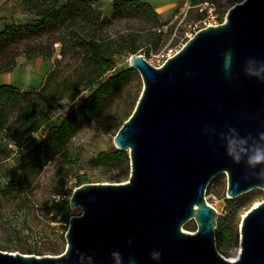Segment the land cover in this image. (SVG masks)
Wrapping results in <instances>:
<instances>
[{"label":"water","instance_id":"1","mask_svg":"<svg viewBox=\"0 0 264 264\" xmlns=\"http://www.w3.org/2000/svg\"><path fill=\"white\" fill-rule=\"evenodd\" d=\"M128 67L143 85L113 138L128 152V180L73 190L68 205L81 214L70 217L61 254L0 250V264H264V201L242 217L229 261L204 199L222 173L228 198L264 190V161L250 163L264 155V0L235 4L161 67L140 55ZM189 220L195 232L183 231Z\"/></svg>","mask_w":264,"mask_h":264},{"label":"trees","instance_id":"2","mask_svg":"<svg viewBox=\"0 0 264 264\" xmlns=\"http://www.w3.org/2000/svg\"><path fill=\"white\" fill-rule=\"evenodd\" d=\"M94 1L18 0L28 17L20 23H4L0 29V75L11 72L22 55L29 61L51 60L56 54L55 44L59 45L60 56L54 59L38 89L0 84V155L8 158L15 153L23 157L20 177L0 188V233L9 205L14 204L15 211L28 208L20 199L36 187L43 168L56 157L65 160L71 152L78 153L71 141L82 129L114 110L116 135L138 100L141 88H133L139 73L128 66L114 69L116 57L138 49L134 44L136 35H114L108 28L136 18L148 26L143 39L151 44L154 37L161 36L159 14L144 1L113 0L111 17H102ZM198 2L192 0L191 4ZM202 16L203 13L199 18ZM82 92H88L87 96L59 117L56 109L63 103L72 105ZM42 129H46L44 136L39 135ZM92 162L123 172L124 176L130 172L128 152L115 147L99 151ZM86 180L78 177L77 186ZM51 210L50 220L60 224L63 233L53 231L56 240L45 252L58 255L66 246V229L62 225L69 223L71 209L62 197L54 201ZM214 236L215 244L222 248L237 241L238 232L221 221Z\"/></svg>","mask_w":264,"mask_h":264},{"label":"rangeland","instance_id":"3","mask_svg":"<svg viewBox=\"0 0 264 264\" xmlns=\"http://www.w3.org/2000/svg\"><path fill=\"white\" fill-rule=\"evenodd\" d=\"M152 5L159 14L162 22L161 36L154 37L151 44H146L143 39L148 26L136 18L114 23L109 26L111 34L136 35L134 44L138 46L135 51L125 52L115 58V68L119 69L128 66L130 56L140 55L151 65H159L162 62L161 56L166 57L169 50L172 53L179 51L187 42L185 34L189 27L199 19L203 13L200 4L204 2L213 3L218 17L224 21L229 8L243 0H200L198 4L192 5V0H140ZM113 0H95L94 7L100 11L102 17H111ZM28 16L23 14L18 4V0H0V29L4 23L23 22ZM56 54L49 61L41 58L27 60L22 55L17 60V66L21 70H13L10 74L0 75L1 82H12L14 80L23 90L38 89L45 77L48 69L53 65L55 58H60L58 54L59 45L55 44ZM13 72V73H12ZM13 74V75H12ZM107 76H110L108 74ZM142 80L139 75L136 88L142 89ZM141 92V91H140ZM88 92L80 93L79 97L69 105L66 111L62 105L56 109L59 117L65 115L71 107L78 105ZM117 115L114 110L105 114L100 120L90 123L71 141V147L78 149V153L71 152L64 160L61 157L54 158L41 171L37 185L28 192L20 202L27 204V209L15 211L14 204L9 205V210L5 214V226L0 233V250L11 253H21L28 255L49 256L45 251L54 244L56 237L53 233H63L60 224L52 222L50 218L53 213L51 206L54 201L65 198L69 201L71 194L77 188L78 177H86V183L116 184L124 183L129 178L123 172L104 169L96 166L92 159L99 151H107L114 148L113 138L118 126H115ZM46 129L39 132L44 136ZM23 157L13 153L10 157L4 158L0 155V188L8 181L18 179L21 175V163ZM116 179V180H114ZM82 184V185H83ZM227 177L225 173L218 174L208 183L204 199L215 209V227L221 221L227 222L231 227H235L238 232L237 241L227 244L225 247H218L217 252L225 259L233 258L240 252L239 227L244 214L253 206L264 201V190L253 189L234 198H228ZM231 199V200H230ZM17 203V202H15ZM19 205V203H18ZM80 208L71 209V217L79 216ZM67 230L68 224H63ZM58 228V229H57ZM196 223L194 220L186 222L182 229L185 232H195ZM52 256V255H50Z\"/></svg>","mask_w":264,"mask_h":264},{"label":"built area","instance_id":"4","mask_svg":"<svg viewBox=\"0 0 264 264\" xmlns=\"http://www.w3.org/2000/svg\"><path fill=\"white\" fill-rule=\"evenodd\" d=\"M200 9L203 12V16L201 18H199L194 24L193 26L189 27L187 33L185 34V39L186 41H188L189 39H191L193 37V35L204 28H207L209 26H217L221 23H223V21L220 20V18L217 15V12L215 10V6L213 3H208V2H204L200 4ZM175 53H172L171 50L168 51V53L166 54V57L161 56L162 62L159 65H156L155 67H161V65L170 57H172ZM154 66V65H153ZM69 105L66 103L65 105H62L64 110H68L69 109Z\"/></svg>","mask_w":264,"mask_h":264},{"label":"clouds","instance_id":"5","mask_svg":"<svg viewBox=\"0 0 264 264\" xmlns=\"http://www.w3.org/2000/svg\"><path fill=\"white\" fill-rule=\"evenodd\" d=\"M231 154V153H229ZM264 161V155H261L259 152L256 153V155L252 158V160L250 161V163H260ZM158 257V253L155 254Z\"/></svg>","mask_w":264,"mask_h":264},{"label":"crops","instance_id":"6","mask_svg":"<svg viewBox=\"0 0 264 264\" xmlns=\"http://www.w3.org/2000/svg\"><path fill=\"white\" fill-rule=\"evenodd\" d=\"M16 69H18V70H21L22 72H24V70H22L20 67H18V66H16L14 69H13V72H14V76H15V72H17L16 71ZM12 72V73H13ZM6 74H10V72L9 73H5L4 75H6ZM13 75V74H12ZM2 76H3V74H2ZM0 84H12V85H14V86H16V87H18V88H21L20 86H18V83H16L14 80H12V82L10 81H8V82H1Z\"/></svg>","mask_w":264,"mask_h":264},{"label":"bare ground","instance_id":"7","mask_svg":"<svg viewBox=\"0 0 264 264\" xmlns=\"http://www.w3.org/2000/svg\"><path fill=\"white\" fill-rule=\"evenodd\" d=\"M238 255H239V252L233 258H230V259H227V260L235 261L238 258Z\"/></svg>","mask_w":264,"mask_h":264}]
</instances>
